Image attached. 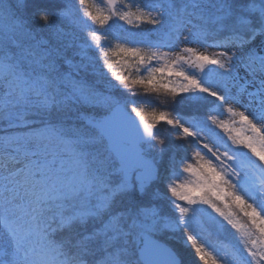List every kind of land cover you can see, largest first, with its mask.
I'll return each instance as SVG.
<instances>
[{
    "label": "snow or ice",
    "instance_id": "1",
    "mask_svg": "<svg viewBox=\"0 0 264 264\" xmlns=\"http://www.w3.org/2000/svg\"><path fill=\"white\" fill-rule=\"evenodd\" d=\"M161 238L264 264V0H0V264Z\"/></svg>",
    "mask_w": 264,
    "mask_h": 264
},
{
    "label": "trees",
    "instance_id": "2",
    "mask_svg": "<svg viewBox=\"0 0 264 264\" xmlns=\"http://www.w3.org/2000/svg\"><path fill=\"white\" fill-rule=\"evenodd\" d=\"M137 100L138 101L139 100H147V101H149V103L144 105L146 108H151V107L162 108V107H164V105H161V104L157 103V100H156L155 97L140 96V97H137ZM84 111L86 113H88V114H93L91 109H87L86 108V109H84ZM217 131H219V130H217ZM157 134L158 135H162V134L166 135L165 128L161 127L158 130ZM221 135H223V133H221ZM225 139H226V137H225ZM219 239L222 240V241L227 242L231 238L222 236ZM161 240L167 241L171 247L177 249L181 253V256H182V259L184 261V264H202V262L199 261L198 257L195 255L194 251L191 249V247L187 246V245H185L183 243V239L182 238H180L179 242L175 238H161Z\"/></svg>",
    "mask_w": 264,
    "mask_h": 264
},
{
    "label": "rangeland",
    "instance_id": "3",
    "mask_svg": "<svg viewBox=\"0 0 264 264\" xmlns=\"http://www.w3.org/2000/svg\"><path fill=\"white\" fill-rule=\"evenodd\" d=\"M143 27L146 29V28H148L149 26L144 25ZM208 51L211 53V52H215V51H217V49H208ZM224 118H228V117H227V114L224 115ZM163 241H165V240H163ZM165 242H167V241H165ZM167 243H168V242H167ZM168 244H169V243H168Z\"/></svg>",
    "mask_w": 264,
    "mask_h": 264
},
{
    "label": "water",
    "instance_id": "4",
    "mask_svg": "<svg viewBox=\"0 0 264 264\" xmlns=\"http://www.w3.org/2000/svg\"><path fill=\"white\" fill-rule=\"evenodd\" d=\"M161 242H162V243H166L169 247H171L167 242H165V241H163V240H161Z\"/></svg>",
    "mask_w": 264,
    "mask_h": 264
}]
</instances>
